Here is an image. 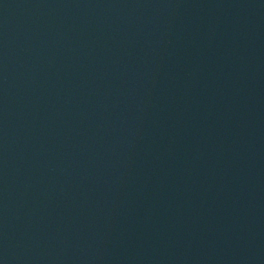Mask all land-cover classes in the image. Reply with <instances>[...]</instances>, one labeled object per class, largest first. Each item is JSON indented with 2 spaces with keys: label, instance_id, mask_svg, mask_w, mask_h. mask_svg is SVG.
I'll return each instance as SVG.
<instances>
[{
  "label": "water",
  "instance_id": "1",
  "mask_svg": "<svg viewBox=\"0 0 264 264\" xmlns=\"http://www.w3.org/2000/svg\"><path fill=\"white\" fill-rule=\"evenodd\" d=\"M0 264H264V0H0Z\"/></svg>",
  "mask_w": 264,
  "mask_h": 264
}]
</instances>
